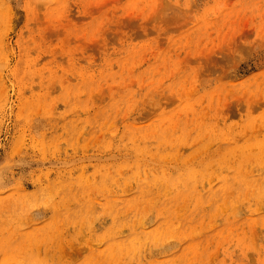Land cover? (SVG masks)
<instances>
[{
  "label": "rangeland",
  "instance_id": "374dc122",
  "mask_svg": "<svg viewBox=\"0 0 264 264\" xmlns=\"http://www.w3.org/2000/svg\"><path fill=\"white\" fill-rule=\"evenodd\" d=\"M0 264H264V0H0Z\"/></svg>",
  "mask_w": 264,
  "mask_h": 264
},
{
  "label": "bare ground",
  "instance_id": "6f19581e",
  "mask_svg": "<svg viewBox=\"0 0 264 264\" xmlns=\"http://www.w3.org/2000/svg\"><path fill=\"white\" fill-rule=\"evenodd\" d=\"M162 184V183H161Z\"/></svg>",
  "mask_w": 264,
  "mask_h": 264
}]
</instances>
